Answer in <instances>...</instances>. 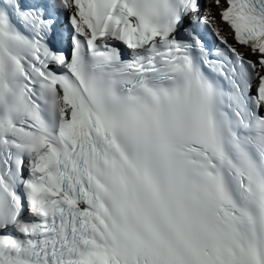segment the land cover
I'll return each mask as SVG.
<instances>
[{"label": "snow or ice", "instance_id": "obj_1", "mask_svg": "<svg viewBox=\"0 0 264 264\" xmlns=\"http://www.w3.org/2000/svg\"><path fill=\"white\" fill-rule=\"evenodd\" d=\"M0 264H264V0H0Z\"/></svg>", "mask_w": 264, "mask_h": 264}]
</instances>
